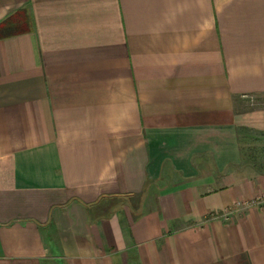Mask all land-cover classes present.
I'll return each mask as SVG.
<instances>
[{
  "label": "crops",
  "instance_id": "obj_1",
  "mask_svg": "<svg viewBox=\"0 0 264 264\" xmlns=\"http://www.w3.org/2000/svg\"><path fill=\"white\" fill-rule=\"evenodd\" d=\"M264 0H0V264H264Z\"/></svg>",
  "mask_w": 264,
  "mask_h": 264
},
{
  "label": "built area",
  "instance_id": "obj_2",
  "mask_svg": "<svg viewBox=\"0 0 264 264\" xmlns=\"http://www.w3.org/2000/svg\"><path fill=\"white\" fill-rule=\"evenodd\" d=\"M252 206H258L261 208H264V193L255 196L251 199H243L240 202H236L228 207H226L220 214L223 218H229L230 215H232L235 211H243V209H246L248 207Z\"/></svg>",
  "mask_w": 264,
  "mask_h": 264
}]
</instances>
